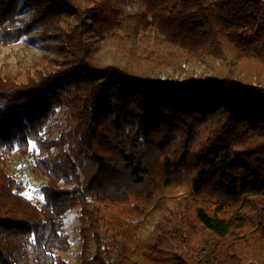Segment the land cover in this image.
Returning a JSON list of instances; mask_svg holds the SVG:
<instances>
[{
    "label": "trees",
    "instance_id": "16d2710c",
    "mask_svg": "<svg viewBox=\"0 0 264 264\" xmlns=\"http://www.w3.org/2000/svg\"><path fill=\"white\" fill-rule=\"evenodd\" d=\"M126 1L0 0L1 43L62 41L0 71V264H264V0Z\"/></svg>",
    "mask_w": 264,
    "mask_h": 264
},
{
    "label": "rangeland",
    "instance_id": "374dc122",
    "mask_svg": "<svg viewBox=\"0 0 264 264\" xmlns=\"http://www.w3.org/2000/svg\"><path fill=\"white\" fill-rule=\"evenodd\" d=\"M135 1V0H134ZM133 0H127L124 6L130 8ZM21 16L29 18L30 12H25ZM62 41L55 36L45 38L42 30H34L25 35L20 41L3 44L0 42V71L5 74H18L29 68L36 59L53 55L61 46ZM57 119L53 122L55 134L53 137L60 135V130L66 126V113L63 108L58 109ZM35 147V145H32ZM8 170L15 175L18 182L24 185L23 194L33 202L41 205L43 203L42 187L46 184L47 178L44 177L35 165L34 156H20L15 153L12 155ZM79 207L69 210L64 219V230L72 239V247L65 253V256L71 263L76 262V258L81 246L79 234Z\"/></svg>",
    "mask_w": 264,
    "mask_h": 264
}]
</instances>
